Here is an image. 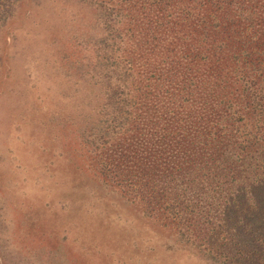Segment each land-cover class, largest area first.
Here are the masks:
<instances>
[{
	"label": "trees",
	"instance_id": "trees-1",
	"mask_svg": "<svg viewBox=\"0 0 264 264\" xmlns=\"http://www.w3.org/2000/svg\"><path fill=\"white\" fill-rule=\"evenodd\" d=\"M23 1L0 0V32ZM76 1L93 176L212 262L264 264V0Z\"/></svg>",
	"mask_w": 264,
	"mask_h": 264
},
{
	"label": "rangeland",
	"instance_id": "rangeland-1",
	"mask_svg": "<svg viewBox=\"0 0 264 264\" xmlns=\"http://www.w3.org/2000/svg\"><path fill=\"white\" fill-rule=\"evenodd\" d=\"M57 2L24 0L0 32V264H220L93 176L75 81L95 25Z\"/></svg>",
	"mask_w": 264,
	"mask_h": 264
}]
</instances>
